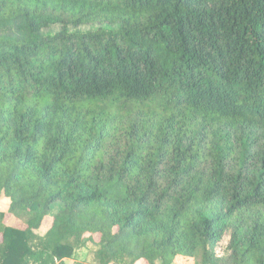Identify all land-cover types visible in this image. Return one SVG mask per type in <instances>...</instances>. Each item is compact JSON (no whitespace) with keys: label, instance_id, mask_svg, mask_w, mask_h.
<instances>
[{"label":"trees","instance_id":"1","mask_svg":"<svg viewBox=\"0 0 264 264\" xmlns=\"http://www.w3.org/2000/svg\"><path fill=\"white\" fill-rule=\"evenodd\" d=\"M1 197L0 264H264V0H0Z\"/></svg>","mask_w":264,"mask_h":264},{"label":"rangeland","instance_id":"2","mask_svg":"<svg viewBox=\"0 0 264 264\" xmlns=\"http://www.w3.org/2000/svg\"><path fill=\"white\" fill-rule=\"evenodd\" d=\"M10 201L5 198H0V212H5L9 209ZM45 226L42 229V233L47 230L49 224L51 223V219L48 218L45 221ZM1 240V237H0ZM230 237L225 236L224 239L219 243L217 248V252L220 256L226 253V248L229 243ZM98 248L90 243H86L81 245L77 248L70 258L64 260V264H101V260L97 254ZM138 264H145V263H138ZM156 264H162L161 261H158Z\"/></svg>","mask_w":264,"mask_h":264}]
</instances>
